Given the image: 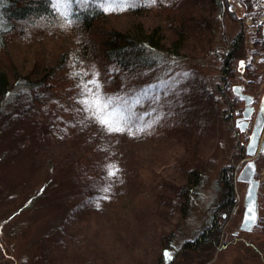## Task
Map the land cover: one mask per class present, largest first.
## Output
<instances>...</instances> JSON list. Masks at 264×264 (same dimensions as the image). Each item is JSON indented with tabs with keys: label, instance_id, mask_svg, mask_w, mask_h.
<instances>
[{
	"label": "rangeland",
	"instance_id": "obj_1",
	"mask_svg": "<svg viewBox=\"0 0 264 264\" xmlns=\"http://www.w3.org/2000/svg\"><path fill=\"white\" fill-rule=\"evenodd\" d=\"M230 1L218 14L210 0H162V18L157 8L142 16L162 27V50L145 54L147 62L125 74L124 88L104 91L147 93L137 112L148 114L145 123L163 115L136 138L89 122L76 103L79 88L72 98L20 86L8 96L0 108V264H264V151L255 159L259 220L247 233L238 226L247 184L237 176L251 130L234 123L243 104L231 89L243 83L255 104L264 99L257 28L264 0H251L246 14ZM175 15L184 25L161 23ZM109 21L122 26L128 18ZM177 40L178 54H169ZM15 48L11 42L6 53ZM226 63L233 71L222 78ZM79 125L99 142L104 164L95 174L68 168L86 146L74 143ZM110 164L120 172L104 193ZM123 202L119 219L114 205Z\"/></svg>",
	"mask_w": 264,
	"mask_h": 264
},
{
	"label": "trees",
	"instance_id": "obj_2",
	"mask_svg": "<svg viewBox=\"0 0 264 264\" xmlns=\"http://www.w3.org/2000/svg\"><path fill=\"white\" fill-rule=\"evenodd\" d=\"M0 1L2 2L0 7L2 20L0 23V108L6 104L8 96L19 86L41 91L42 94H49L51 89L50 92L55 91L60 96L72 98L75 96L74 93L81 78H74L75 73L88 72L89 76L84 79H90L98 72L103 92L113 94L118 89L124 88L122 86L125 74L147 62L145 54L162 50L160 47L163 39L162 27L158 24L151 27L152 23L148 20L142 21V16L149 14L154 8L158 9V17L162 16L163 10L167 9L162 5V0H158L154 6H146L148 3L142 2L126 11L110 14L89 8L87 11L80 12L78 22L72 27H62L63 20L53 17L49 0ZM239 2L246 11L252 7L250 0H239ZM210 3L216 11L227 12L225 0H210ZM122 17L128 18L122 26L109 21L111 18ZM179 18L173 17V21L166 18L161 20V23L171 20V25L174 27L179 23L184 25ZM36 32L38 38L33 37V33ZM11 42H14L16 46L12 53L9 52ZM178 47L177 40L170 46L168 53L177 55ZM84 119L82 120L85 122ZM72 121H75V118ZM81 132L83 127L79 125L73 136L74 143L79 145L84 142L83 145L86 146L85 148L80 146L84 148L83 151L76 149L78 154L76 153L75 160L70 162L69 170L74 173L87 171L91 174L102 171L104 162L101 155H96L99 154L96 150L99 145L98 140L87 139ZM126 136L137 137V135L133 137L128 134ZM55 142L61 141L55 140ZM74 151L73 149L72 152ZM92 155L95 156L93 162ZM88 159L89 161L84 164ZM103 179L106 186L107 176ZM228 191L233 200L232 184L229 185ZM125 204L127 203L114 205L113 211L117 210L119 219L128 206ZM81 205V208L86 211L89 210L87 206L91 208L90 203L86 206V203L81 202ZM111 210L109 215L112 216Z\"/></svg>",
	"mask_w": 264,
	"mask_h": 264
},
{
	"label": "snow or ice",
	"instance_id": "obj_3",
	"mask_svg": "<svg viewBox=\"0 0 264 264\" xmlns=\"http://www.w3.org/2000/svg\"><path fill=\"white\" fill-rule=\"evenodd\" d=\"M158 0H148L146 6H154ZM135 0H49V7L53 17L63 20L62 27H72L79 19L80 12L87 11L89 8L102 10L105 14L126 11L128 8L135 7ZM243 66V65H242ZM184 75H188L185 73ZM89 73H75V77H81L77 87L80 89V96L76 103L81 106L82 111L89 119L99 125L108 135L123 134L127 132L129 136H136L151 129L158 123L163 115H157L155 120H147L148 114H140L137 109L143 107L144 97L147 93L137 94L132 97L107 96L103 92V85L99 80V73H95L90 79ZM238 127H240L238 125ZM120 169L115 164L107 166L106 175L109 180L117 178ZM111 189L106 185L100 191L107 193ZM105 199L107 197H104ZM99 205H97L98 207ZM246 216L253 222L255 216L251 208L248 209ZM166 257H170L165 252Z\"/></svg>",
	"mask_w": 264,
	"mask_h": 264
},
{
	"label": "water",
	"instance_id": "obj_4",
	"mask_svg": "<svg viewBox=\"0 0 264 264\" xmlns=\"http://www.w3.org/2000/svg\"><path fill=\"white\" fill-rule=\"evenodd\" d=\"M262 37L264 39V26L262 29ZM232 93L237 96L239 99L244 101V108L243 112L240 118L236 121V127L241 132L245 131V128L247 126V121L249 120L251 114L254 112V109L250 106L252 104L253 98L243 92V87L240 85H233L232 87ZM255 122L252 127V131L248 137V142L245 144V153L248 157V159L245 160V165L242 167V169L239 171V174L237 176V180L241 183L247 184L245 196L243 200L244 210L242 213V219L239 226V230L243 232L249 233V231L253 230L255 225H257V222L259 220L258 215V188H259V180L255 179L256 175V162L255 159L258 156L259 153L264 151V142L261 140V134L263 132V125H264V108L263 106L259 107ZM238 125L240 127H238ZM243 145V144H242ZM251 208L253 210V214L255 216V221L253 222L250 218L246 216V213L248 212V209Z\"/></svg>",
	"mask_w": 264,
	"mask_h": 264
},
{
	"label": "flooded vegetation",
	"instance_id": "obj_5",
	"mask_svg": "<svg viewBox=\"0 0 264 264\" xmlns=\"http://www.w3.org/2000/svg\"><path fill=\"white\" fill-rule=\"evenodd\" d=\"M236 1V4H237V6H238V10L240 9V12L243 14V13H248L249 12V10L248 11H246L245 10V8H244V6L239 2V0H235ZM250 2H252L251 0H250ZM225 3L227 4V10H228V6L229 5H231L232 3H231V1L230 0H225ZM252 5H253V2H252ZM224 9V8H223ZM223 11L224 10H222V12L221 11H218V14H222L223 13ZM231 13H233V14H236L237 12L236 11H230ZM236 15H240V13L238 12ZM261 23V26L260 27H258L257 26V28L258 29H260L261 31L260 32H262V29H263V26H264V21H262V22H260ZM261 35H262V33H260ZM261 43H263L264 44V39H263V37L261 36V40H259L258 41V44H260V45H262ZM230 45H232V48L234 49V48H238V44H237V41L236 42H232V44H230ZM260 49V47L259 48H256L255 49V51L257 50H259ZM228 53V52H227ZM230 56V55H229ZM225 66H226V70L223 68V70H222V78H225V77H227L229 74H230V72L231 71H233V67L230 65L229 66V64L228 63H226V64H224ZM235 85V84H234ZM233 86V85H232ZM231 86V87H232ZM240 86H242L243 87V92L244 93H246L245 91H246V87H245V84H243L242 83V85H240ZM232 89V88H231ZM247 94V93H246ZM234 95V94H233ZM251 96V95H250ZM234 97L236 98V99H238V100H240V102L243 104V107H242V110L241 111H238V110H236L235 111V113L237 114L236 116H235V118H234V120H235V125H236V121H237V119L238 118H240L241 117V115H242V112H243V108H244V101H242L241 99H239L237 96H235L234 95ZM252 97V96H251ZM253 98V101H252V104L250 105L253 109H254V112L251 114V116H250V118H249V120L247 121V126H246V128H245V131H246V129H248V128H250V130L252 129V127H253V125H254V122H255V117H256V114H257V112H258V110L260 109L259 107L260 106H263V108H264V99H262L258 104H255V98H254V96L252 97ZM255 105V106H254ZM263 119H264V116H263ZM263 128H264V125H263ZM252 131V130H251ZM248 140V139H247Z\"/></svg>",
	"mask_w": 264,
	"mask_h": 264
}]
</instances>
